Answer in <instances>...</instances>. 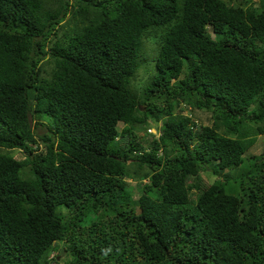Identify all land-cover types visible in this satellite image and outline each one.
<instances>
[{
    "label": "trees",
    "instance_id": "obj_1",
    "mask_svg": "<svg viewBox=\"0 0 264 264\" xmlns=\"http://www.w3.org/2000/svg\"><path fill=\"white\" fill-rule=\"evenodd\" d=\"M258 135L264 0H0V264H264Z\"/></svg>",
    "mask_w": 264,
    "mask_h": 264
},
{
    "label": "rangeland",
    "instance_id": "obj_2",
    "mask_svg": "<svg viewBox=\"0 0 264 264\" xmlns=\"http://www.w3.org/2000/svg\"><path fill=\"white\" fill-rule=\"evenodd\" d=\"M241 1L245 2L246 4L253 3L255 4V6H260L263 4V0H244V1L241 0ZM142 49H143L142 50L143 54H141L142 60L140 62L138 69L136 70V73L134 74L132 78V84L138 88L143 87L146 84L148 77L153 73V65H154L153 60L155 57L157 47L155 43H153L151 40H147L143 43ZM183 113L188 114V115L191 114L192 118H194L195 121L200 124H210L213 121L211 108L194 109V108L185 107L183 109ZM164 121H165V118H162L159 124H161ZM122 126H123V123L119 122L117 125V128L120 129ZM150 129L153 131L154 128L150 127ZM42 130H43L42 127L35 129L37 134L41 133ZM155 130L157 131V129ZM137 132L138 134H140L142 132V127H137ZM151 136L152 135L148 133L145 136L144 140L149 141ZM262 152H264V135H258L256 142L245 152L244 156L245 155L250 156V157L259 156ZM12 154L19 158L22 156L20 151L18 150H13ZM214 168L215 167L210 164L206 170L201 172V175L208 182H211V183L221 182L225 180L226 178H230L232 180V178H235L238 175V172L241 171L242 169V167L233 168V169H221L217 171L216 173H214L213 171ZM247 168H248V165H246V167H244L243 170H247ZM127 181L131 184V187H132V190H131L132 202L135 206L136 205L138 206V197L142 192V188L139 186V182L136 180H132L128 178ZM145 182L146 180H144L142 183H145ZM59 210L65 213L67 211L64 208H59ZM94 218H95V215L90 214L84 222L90 223L93 221ZM58 246L60 247V244ZM49 258H51L50 264H63L64 261L69 258V256L64 252H60L59 250H51L49 253Z\"/></svg>",
    "mask_w": 264,
    "mask_h": 264
},
{
    "label": "clouds",
    "instance_id": "obj_3",
    "mask_svg": "<svg viewBox=\"0 0 264 264\" xmlns=\"http://www.w3.org/2000/svg\"><path fill=\"white\" fill-rule=\"evenodd\" d=\"M153 128H154V130L157 129V128H155V127H153ZM149 129H150V128H148V132H150ZM155 131H156V130H155ZM150 133H152V134H154V135H155L156 133H159V134H156V135H155L156 138L160 135V132H159L158 129H157L156 133H153V132H150Z\"/></svg>",
    "mask_w": 264,
    "mask_h": 264
},
{
    "label": "built area",
    "instance_id": "obj_4",
    "mask_svg": "<svg viewBox=\"0 0 264 264\" xmlns=\"http://www.w3.org/2000/svg\"><path fill=\"white\" fill-rule=\"evenodd\" d=\"M150 131H152L151 129H149ZM152 132H154V133H156V131L153 129V131ZM156 134H159V133H156Z\"/></svg>",
    "mask_w": 264,
    "mask_h": 264
}]
</instances>
